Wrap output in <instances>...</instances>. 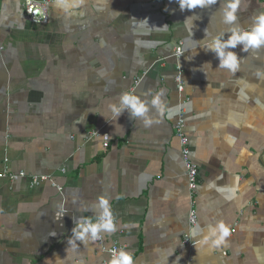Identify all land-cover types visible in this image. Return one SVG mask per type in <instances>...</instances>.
Wrapping results in <instances>:
<instances>
[{
  "label": "crops",
  "instance_id": "crops-1",
  "mask_svg": "<svg viewBox=\"0 0 264 264\" xmlns=\"http://www.w3.org/2000/svg\"><path fill=\"white\" fill-rule=\"evenodd\" d=\"M55 2L36 25L21 0H0V175L62 187L0 176V264H110L98 245L68 243L79 218L100 216L101 198L114 226L101 232L105 246L135 264H264V47L237 46L238 69L218 68L204 47L229 31L222 0L191 11L175 0H82L72 13ZM261 12L264 0H241L236 24L248 29ZM178 72L194 195L175 133ZM160 90L163 116L150 104ZM126 92L148 101L150 127L128 110L113 117ZM219 222L230 234L210 250L199 241Z\"/></svg>",
  "mask_w": 264,
  "mask_h": 264
},
{
  "label": "clouds",
  "instance_id": "clouds-1",
  "mask_svg": "<svg viewBox=\"0 0 264 264\" xmlns=\"http://www.w3.org/2000/svg\"><path fill=\"white\" fill-rule=\"evenodd\" d=\"M82 0H56L54 7L62 9L65 13H72L81 7ZM181 11L194 10L196 8H205L215 5L218 0H175ZM241 0H222L220 9L224 23L229 25V31L218 34L208 40L205 51L215 54L219 61L218 68L227 69L235 72L238 69L240 57L237 53L231 51L241 46L242 52L249 50H258L264 47V12L259 13L252 19V24L248 29H244L236 24L238 20L237 12L240 9ZM207 35V33H206ZM227 37V38H226ZM164 96L163 90L158 91L151 99L150 104L158 113L163 116L165 114V105L161 100ZM128 110L132 119L142 118L145 127H150L154 121L147 115L149 112L148 101H142L139 96L132 93H123L120 95L119 103L110 106V111L116 120ZM159 122V121H156ZM107 201L100 199L99 206L102 209L100 216L94 222L91 218L81 217L75 222L72 229V235L68 240L69 244L75 241L97 240L102 231L111 232L114 230L113 223L110 219V213L106 207ZM60 216L59 218H61ZM196 225L191 230V235H197ZM229 228L219 222L215 226L209 225L207 234L199 241L201 245H208L209 249L219 248L226 243L229 236ZM195 247V246H194ZM110 264H135V258L132 253L120 250L114 251Z\"/></svg>",
  "mask_w": 264,
  "mask_h": 264
},
{
  "label": "built area",
  "instance_id": "built-area-1",
  "mask_svg": "<svg viewBox=\"0 0 264 264\" xmlns=\"http://www.w3.org/2000/svg\"><path fill=\"white\" fill-rule=\"evenodd\" d=\"M23 11L26 19L31 24L36 25H44L47 23L48 10L56 0H21ZM182 56V44L179 43L175 48V52L173 54V58L178 61ZM174 82L176 84L177 92L179 94V110L178 116L175 122V133L176 137L179 141L180 145V153L182 157V161L186 170V180L189 192L191 195H194L197 188L198 183V166L194 163L190 158V153L188 149V138L185 133L186 126V111L184 109V105L186 103V99L183 96L185 91V86L183 82V78L180 72L176 74L174 77ZM90 138L99 137V132H90L87 135ZM103 139L108 141V137L104 135ZM60 174L64 175L66 170L64 168L60 169ZM1 177H6L10 182H14L20 179H27L28 183L31 187H37L43 183H49L52 188H55L59 192L62 191V187L57 185L53 177L47 175H31L27 174L23 171L18 173H6L4 172ZM188 223L190 227H194L197 223V213L196 210L191 207L188 214ZM100 238L97 240H88L101 248V251L105 253L109 260L111 261L113 252L120 251V247L116 242L112 243L111 246H105V239L102 234H99ZM187 240V239H186ZM106 264V263H104Z\"/></svg>",
  "mask_w": 264,
  "mask_h": 264
}]
</instances>
